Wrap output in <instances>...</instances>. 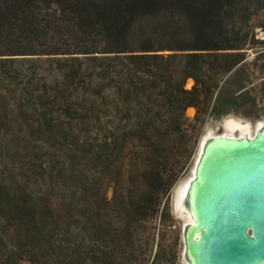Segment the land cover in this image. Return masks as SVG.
Instances as JSON below:
<instances>
[{"label": "trees", "instance_id": "trees-1", "mask_svg": "<svg viewBox=\"0 0 264 264\" xmlns=\"http://www.w3.org/2000/svg\"><path fill=\"white\" fill-rule=\"evenodd\" d=\"M259 12L264 30V0H0V264H156L172 140L264 103L243 69Z\"/></svg>", "mask_w": 264, "mask_h": 264}, {"label": "water", "instance_id": "water-1", "mask_svg": "<svg viewBox=\"0 0 264 264\" xmlns=\"http://www.w3.org/2000/svg\"><path fill=\"white\" fill-rule=\"evenodd\" d=\"M183 203L188 264H264V122L203 139Z\"/></svg>", "mask_w": 264, "mask_h": 264}, {"label": "rangeland", "instance_id": "rangeland-1", "mask_svg": "<svg viewBox=\"0 0 264 264\" xmlns=\"http://www.w3.org/2000/svg\"><path fill=\"white\" fill-rule=\"evenodd\" d=\"M260 19L261 12L254 14L252 16L251 22L254 26L256 37L259 39H264V30L262 27L257 25ZM257 49V47H249L245 49L247 57L246 59L249 63L243 68L244 75L253 77V80L264 74V69L262 68L264 67V53H262L259 58L254 59ZM52 62L53 61L49 60L48 58H40V60H38V70L42 76L51 78L52 75L56 74V66L54 64L52 65ZM192 84V79H188L186 81L187 87H191ZM253 93H257V91H253ZM257 97V105L252 108V116L247 117L239 113L231 112L221 117L209 118L202 126L198 135V139H196L198 130L197 125H189L188 129L190 130L189 133L191 136H188V139L172 140L173 143L171 146H174L172 157L174 158L173 163L175 172L177 173V179L170 190L168 210L163 218L157 217L151 221H148L144 225V230H146L148 236L150 235L149 239L145 242V255L152 259L154 253L157 252L159 257L156 260V264H188L183 258L184 243L182 240V224L184 222V217L186 218V216L183 212L177 210L173 203L176 187L191 173L200 152L202 140L207 131L211 129L212 134H220L223 132L231 133L225 129L224 116H230L240 120L241 122L248 123L251 132H246L250 135L254 133L259 123L264 122V103L261 100L259 94H257ZM185 114L189 118H192L195 114V108L188 107L185 111ZM231 134L240 135L241 133L239 131H234ZM111 193L112 191L109 189L107 192L108 197L111 196ZM173 258H175L176 262L170 263V260ZM21 264H28V262L24 261Z\"/></svg>", "mask_w": 264, "mask_h": 264}, {"label": "bare ground", "instance_id": "bare-ground-1", "mask_svg": "<svg viewBox=\"0 0 264 264\" xmlns=\"http://www.w3.org/2000/svg\"><path fill=\"white\" fill-rule=\"evenodd\" d=\"M224 123H225L224 125H225L226 131H229L231 133H233L234 131H239L241 134L251 132V130L249 129L248 123L241 122L240 120H237L236 118H233L230 116H224ZM262 123H259V125H261ZM210 135H213L211 132V129L207 131L203 139L207 138ZM193 168L189 176L185 180L181 181L179 185L176 187V192L174 194V200H173L174 207H176L177 210L181 212H183V210L185 209L183 199L185 196V191H186L188 182L193 176ZM184 221H186L185 217H184Z\"/></svg>", "mask_w": 264, "mask_h": 264}]
</instances>
